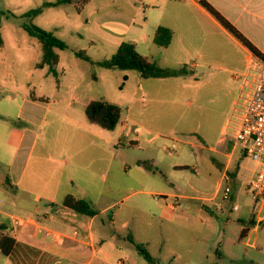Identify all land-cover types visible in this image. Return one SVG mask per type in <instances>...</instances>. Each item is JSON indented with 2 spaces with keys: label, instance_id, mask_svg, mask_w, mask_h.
<instances>
[{
  "label": "rangeland",
  "instance_id": "1",
  "mask_svg": "<svg viewBox=\"0 0 264 264\" xmlns=\"http://www.w3.org/2000/svg\"><path fill=\"white\" fill-rule=\"evenodd\" d=\"M56 1L0 0V26L4 40V47H0V223L11 225L12 216L17 214L10 202L13 192L6 183L7 163L26 127L20 114L24 97L43 95L50 101L66 98L71 102L65 88L73 84L78 86L76 109L83 110V104L88 106L92 101L102 99L117 102L123 109L121 125H126L130 119L133 120L131 123H137L140 133H145L140 125L142 122L153 125L152 128L158 132L154 137H146L151 143L146 144L141 139L139 146L134 145L136 137L133 131L118 137L120 126L114 134L110 132L111 137L118 144L120 139L121 143L117 147L110 146L112 153L116 149L119 151L115 154L121 161L117 167L120 170L122 165L127 167L126 172L121 170L119 173L120 183L110 195L123 200L121 216L116 223L119 233L132 236L137 244L145 245L159 264H264V222L249 239H240L242 231L245 228L253 230L255 226L251 222L257 220L258 209L250 191V184L256 178V165L239 148L233 155V140L220 133L221 123L226 120L230 110L227 104L220 107L221 93L207 97L202 84L187 79L193 89L184 88L181 97L175 92L174 81L169 86L170 91L165 98L172 100V104L158 107L147 104L143 107L141 102L128 101L127 89L121 91L126 84L124 72H109L77 57V52L84 51L94 62H100L110 59L113 54L109 52L108 59H105L106 51L110 49L108 44L98 45L94 50L86 38L79 37V34H86V27L79 23L82 20L69 22L63 10H48L34 20L25 18L26 14L39 9L46 2ZM66 8L74 10L71 5ZM25 23L53 33L67 44L68 50L58 51L60 63L56 67L57 78L49 73L48 68L37 69L43 59L42 48L23 29ZM199 80L203 81L204 77ZM176 81L185 86L186 80ZM200 87L202 89L196 95V89ZM127 88L128 92L132 90L133 93L137 84L132 81ZM57 89H61L62 94L53 96ZM150 107L155 112L163 111L164 117L151 119L145 113ZM234 109L235 106L228 120ZM32 131L39 135V139L31 167L38 165L39 160L46 157L45 154L62 150L70 153L76 149L74 145L59 143L74 134L70 125L49 121L46 127L34 125ZM6 132H11L12 138H7ZM222 139L225 144L220 143ZM173 146L176 149L171 156L169 152ZM41 165L50 167L45 160L41 161ZM138 166L144 172L138 170ZM227 167L226 177L229 180L222 182ZM142 175L147 178L144 182H149L146 183L148 186L142 182ZM226 183H230L233 189L231 201L223 200ZM140 191L143 193L129 197ZM146 192L157 197L149 196ZM164 200L180 206L179 213H187L189 221L169 222L160 218L159 204ZM124 222L130 223L127 230L122 227ZM248 240L254 247L245 244ZM131 253L129 264H149L138 255L133 244ZM221 255H224L222 259L219 258Z\"/></svg>",
  "mask_w": 264,
  "mask_h": 264
},
{
  "label": "crops",
  "instance_id": "2",
  "mask_svg": "<svg viewBox=\"0 0 264 264\" xmlns=\"http://www.w3.org/2000/svg\"><path fill=\"white\" fill-rule=\"evenodd\" d=\"M202 2L218 12L264 54V0H91L81 13L74 5H71L74 6L73 11L66 8L68 5L55 10H63L69 22L82 20L79 23L86 27V34H79V37L86 38L94 50L98 45L108 44L110 49L106 51L105 59H108L109 52L115 56L124 43H133L140 54L151 58L162 69L186 68V75L166 79L145 80L139 73L124 72L126 84L121 91L127 89L128 101L141 102L143 107L147 104L156 107L172 104V100L165 98L170 91L169 86L174 81L175 92L181 97L184 88L193 89L187 79L202 84L207 97L221 93L220 107L224 104L230 107L220 127V133L226 135L228 116L239 96V77L254 54L204 8ZM160 27L173 32L169 48H160L154 42ZM233 71L240 73L234 74ZM202 77L204 80L200 81ZM180 79L186 80L185 86L176 81ZM132 81L137 84L133 93L127 88ZM201 89H196V95ZM77 90L78 86L73 84L65 88L71 102L66 98L50 101L43 95L24 97L20 114L26 127L7 163L6 183L13 192L10 202L17 213L7 227L8 235L16 241V246L10 256L0 253V264H129V256H132L129 237L132 236L119 233L116 228L123 200L110 196L120 183L119 173L127 170L124 165L118 169L117 164L121 161L115 154L119 151L116 149L112 153L110 150L111 145H121L120 139L118 144L109 131L88 122L86 104L82 105L83 110L76 109L79 100ZM57 94H62V90L57 89L53 96ZM112 104L122 108L120 103ZM145 113L153 120L164 117L163 111L155 112L151 107ZM49 121L70 125L74 129L69 139L59 143L74 145L76 149L70 153L62 150L45 154L38 165L31 167L39 139L32 127L37 124L46 127ZM121 121L113 134L120 126L118 137L133 131L135 146L141 145V139L146 144L151 143L146 137H154L158 133L151 124L142 122L140 125L145 133H140L137 123H131L133 120H127L126 125H121ZM6 135L12 138L11 132H6ZM220 143L225 144V140H220ZM235 151L233 147V155H236ZM43 160L50 164L49 168L41 165ZM137 168L144 172L142 167ZM227 171L228 167L224 170L222 182L229 180ZM255 172L257 176V169ZM238 173L240 175V171ZM142 176L144 182L147 178ZM138 193L143 192H135L129 197ZM146 194L157 197L150 192ZM68 196L90 202L99 215L89 218L73 212L64 206ZM161 202L160 218L169 222L189 221L187 213H179L180 206L168 204L166 200ZM257 223V220L251 222L255 228H247L245 239L258 231ZM122 227L127 230L130 223L124 222ZM249 243V240L245 242L247 246ZM222 257L224 255L219 256L220 259Z\"/></svg>",
  "mask_w": 264,
  "mask_h": 264
},
{
  "label": "trees",
  "instance_id": "3",
  "mask_svg": "<svg viewBox=\"0 0 264 264\" xmlns=\"http://www.w3.org/2000/svg\"><path fill=\"white\" fill-rule=\"evenodd\" d=\"M91 0H57L54 3H45L39 9L33 10L25 15V18L34 20L42 16L48 10H55L64 5H74L78 13H81ZM202 6L206 8L227 30H229L236 38L246 45L254 56L264 61V54L258 51L251 45L228 21H226L218 12L212 9L205 2ZM23 29L33 38H35L43 52L42 62L37 65V69L48 68L49 72L57 78L56 67L60 63V56L58 51L68 50L65 42L58 39L53 33L47 32L34 24L23 25ZM173 32L170 29L160 27L156 32L154 42L160 48H169L172 44ZM0 47H4V40L1 33L0 26ZM77 57L85 62L104 70L112 72H137L145 80L148 79H166L176 78L187 74L185 67L180 69H162L158 63L151 58L143 56L137 50L133 43H124L115 56L108 60L94 62L86 52L81 51L76 53ZM94 79H97L94 76ZM127 80V79H125ZM86 117L91 125L113 132L118 127L123 110L121 107L112 104L104 99L92 101L86 108ZM239 172V170H238ZM64 206L73 212L94 218L99 215V212L91 205L90 202L77 198L75 196H68L65 199ZM248 229L245 228L240 239L247 237ZM129 241L135 246V249L140 257H143L149 264H159V262L151 255L145 245L137 244L133 237H129ZM16 246V241L8 235V227L0 223V253L4 256H10Z\"/></svg>",
  "mask_w": 264,
  "mask_h": 264
},
{
  "label": "built area",
  "instance_id": "4",
  "mask_svg": "<svg viewBox=\"0 0 264 264\" xmlns=\"http://www.w3.org/2000/svg\"><path fill=\"white\" fill-rule=\"evenodd\" d=\"M239 80L240 92L226 127V136L233 140L234 149L243 150L256 165L257 176L250 184V191L258 209L259 228L264 222V61L253 56ZM175 149L173 146L169 155L172 156ZM220 191L221 186L218 194ZM232 196L233 189L226 183L223 200L231 201Z\"/></svg>",
  "mask_w": 264,
  "mask_h": 264
}]
</instances>
